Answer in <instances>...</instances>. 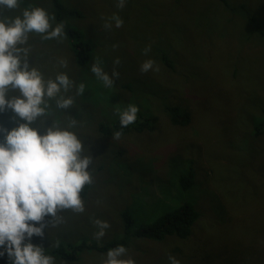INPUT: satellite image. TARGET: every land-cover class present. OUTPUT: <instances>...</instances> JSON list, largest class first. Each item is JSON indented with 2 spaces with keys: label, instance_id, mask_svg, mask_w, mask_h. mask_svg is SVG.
Returning <instances> with one entry per match:
<instances>
[{
  "label": "rangeland",
  "instance_id": "obj_1",
  "mask_svg": "<svg viewBox=\"0 0 264 264\" xmlns=\"http://www.w3.org/2000/svg\"><path fill=\"white\" fill-rule=\"evenodd\" d=\"M63 3L70 10L65 24L97 47L93 64L101 59L111 74L119 58L121 64L115 67L120 78L105 88L92 72L81 77L64 38L43 40L30 34L29 63L45 79L66 73L76 85H86L83 95H76L75 88L66 94L72 92L80 101L74 98L72 108L62 111L64 121L53 113L48 124L54 120L77 134L83 155L92 160L93 178L83 198L85 212L65 210L60 214L63 223L45 228L44 237L31 242L45 253L62 244L105 246L125 236L124 213L135 220L133 234L189 203L203 214L189 239L132 236L123 258L135 264H169L171 254L181 264H264V248L236 259L212 251L221 248V239H258L253 231L264 227V133L259 139L254 134V127L264 124L259 111L264 108V0H127L122 10L117 0ZM28 7L44 8L56 17L54 0H20L17 9L0 16L14 18ZM114 15L123 20L122 27H115ZM105 23H111V29H105ZM149 59L159 71L141 73V64ZM163 101L188 107L191 125L173 126ZM129 104L152 118V129L131 130L113 140L100 135L99 125H112ZM57 109L54 103L48 111ZM73 119L77 123L69 128ZM193 166L198 184L185 191L181 177ZM215 205L217 215L212 217ZM96 219L110 225L101 240L94 238ZM260 242L264 245V237ZM106 253L88 249L77 262H55L104 264Z\"/></svg>",
  "mask_w": 264,
  "mask_h": 264
},
{
  "label": "clouds",
  "instance_id": "obj_2",
  "mask_svg": "<svg viewBox=\"0 0 264 264\" xmlns=\"http://www.w3.org/2000/svg\"><path fill=\"white\" fill-rule=\"evenodd\" d=\"M127 0H117L116 7L124 9ZM20 0H0V12L15 10ZM115 27L123 26V20L114 15ZM53 24L56 26L53 27ZM105 23V29H111ZM38 34L43 40L64 38V24L56 23L54 14L41 7H28L20 16H0V113L11 110L19 118L12 130L0 126V257L7 255L9 264H56L55 258L45 254L42 246L34 245L33 237H44L45 228L63 223L65 210L82 214L85 203L81 193L93 183L90 171L92 160L83 155L84 145L77 134L61 128L54 120L48 125L49 101H55L61 110L71 109L74 98L66 94L76 89L83 95L86 85H76L66 73H58L54 79H45L43 73L29 63V36ZM151 45L143 52L147 55ZM109 74L99 58L91 72L105 88H112L120 78L115 66ZM63 67L66 62L61 61ZM159 71L154 60H146L140 66L141 73ZM139 109L129 104L119 112L122 128L133 124ZM23 121V122H20ZM77 121L73 119L70 127ZM122 135L117 131L114 138ZM50 217V219H48ZM98 229L94 238L101 240L110 225L96 219ZM124 246H117L106 253L104 264H135L127 256ZM169 264H181L171 254Z\"/></svg>",
  "mask_w": 264,
  "mask_h": 264
},
{
  "label": "trees",
  "instance_id": "obj_3",
  "mask_svg": "<svg viewBox=\"0 0 264 264\" xmlns=\"http://www.w3.org/2000/svg\"><path fill=\"white\" fill-rule=\"evenodd\" d=\"M54 10L56 13L57 22H62L64 24V40L72 49L71 53L75 62L74 70L78 67L81 73L79 76L91 77L90 75L86 74L91 73V67L95 60L97 47L92 41L83 40L76 30L70 28L65 24L64 20L68 16L70 10L67 9V7L64 5L63 0H54ZM75 13V11H71L72 15H75ZM261 34L264 36L263 30L261 31ZM45 50L46 55L49 56V49ZM68 95L80 101V99H78L72 92H70ZM50 103L52 106H54L55 101L53 100ZM161 104L165 108V112H167L171 117V124L173 126L178 128H185L191 125L192 113L188 107L180 105L173 106L169 102L167 103V105H165L164 101L161 102ZM138 109L139 111L137 113V119L133 124L129 125L128 127L122 128L120 125V119L114 121L112 125L102 123L98 127L100 135L108 138L109 140H113L114 133L117 131L121 132L122 135H126L131 130L135 131L136 133H142L151 130L152 125L150 124L153 122L152 118L145 115V113L141 111L140 108ZM62 111L68 112L66 110L57 109L54 112L48 111V113L50 115L53 113H57V118L61 121H64L66 113H63ZM259 111L261 113H264V108H260ZM18 119L19 118L15 117L14 113L11 110H7L3 113H0V126L10 131L14 127L18 126L16 123ZM48 125L50 126L51 123H49ZM263 126L264 124H261L256 128L254 127V134L256 139H259L264 133L262 131ZM235 152L240 153L241 151L236 150ZM251 156L252 155H250L249 157ZM196 170L197 167L193 166V168L190 169L188 176L183 175L181 177V187L183 188V190L189 191L198 184V172ZM208 170H210L209 167ZM213 172H215V170H213ZM210 176V171H207V180ZM204 186H206L205 183L203 184V187ZM207 186L210 187L209 181L207 183ZM88 188L89 186L86 185L83 192L81 193L82 199L85 198ZM218 204L220 203L218 202ZM211 212L212 217L217 215L216 205L211 208ZM201 217H203V214L200 213V211L196 210L193 204L186 203L175 211L165 214L154 224L149 226H142L136 233L131 234V229L134 227L135 220L129 212H126L124 213V220L127 224L126 234L120 241H115L105 246L86 245L85 243L79 246H69L62 244L54 251L45 254L53 256L55 258V261L66 260L74 263L78 261L80 253L88 249L103 253H106L110 249H114L117 246L121 245L126 247L127 249L129 247L132 236L152 240H162L166 236H177L178 238H180V240H187L192 236L195 225L199 222ZM253 233H255L254 235L259 234L258 239H249L245 241H235V239H233L231 240V242L227 241L226 243L221 239V248H217L216 250L212 251H214V253H217V255L222 256L223 258H228L231 255H236L237 257L235 256V259L242 256L244 253L257 254L259 253V250L264 248V245L260 242L261 237H264V227L254 230ZM0 264H9L7 255L0 257Z\"/></svg>",
  "mask_w": 264,
  "mask_h": 264
},
{
  "label": "bare ground",
  "instance_id": "obj_4",
  "mask_svg": "<svg viewBox=\"0 0 264 264\" xmlns=\"http://www.w3.org/2000/svg\"><path fill=\"white\" fill-rule=\"evenodd\" d=\"M224 72H225V70H224Z\"/></svg>",
  "mask_w": 264,
  "mask_h": 264
}]
</instances>
